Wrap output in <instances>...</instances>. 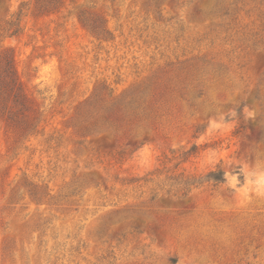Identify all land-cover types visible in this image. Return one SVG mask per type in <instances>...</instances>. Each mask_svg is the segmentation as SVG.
<instances>
[{"label":"rangeland","instance_id":"1","mask_svg":"<svg viewBox=\"0 0 264 264\" xmlns=\"http://www.w3.org/2000/svg\"><path fill=\"white\" fill-rule=\"evenodd\" d=\"M9 57L40 125L0 111V264H264V198L185 186L264 159V0H0Z\"/></svg>","mask_w":264,"mask_h":264},{"label":"clouds","instance_id":"2","mask_svg":"<svg viewBox=\"0 0 264 264\" xmlns=\"http://www.w3.org/2000/svg\"><path fill=\"white\" fill-rule=\"evenodd\" d=\"M238 83V82H237ZM240 96L239 88L237 90L235 100L233 101V107L227 111L219 110L214 116L209 117L210 131L223 129L233 130L237 126L239 115L237 108L239 103L236 98ZM243 116L248 120H254L257 117L255 108L244 107ZM138 138L142 139L147 132L146 129H138ZM149 134V133H148ZM149 151L148 147L143 148L138 155L144 156ZM226 167H222L221 165ZM217 165H220L224 170V183L221 185L225 189H228L235 193L237 196H249L255 195L258 198H264V159H256L254 165H250L247 160L241 161L239 159H229L224 153H218L216 151H210L201 162V169H209L203 175V180L207 173L216 171ZM243 177V183H241L240 177ZM211 182V181H207ZM214 205L223 206L222 200L214 201ZM163 249L164 247H158Z\"/></svg>","mask_w":264,"mask_h":264},{"label":"trees","instance_id":"3","mask_svg":"<svg viewBox=\"0 0 264 264\" xmlns=\"http://www.w3.org/2000/svg\"><path fill=\"white\" fill-rule=\"evenodd\" d=\"M43 6L50 9H59L64 6V0H41ZM80 20L85 26H88L89 29L94 33H99V27L96 25L88 24L83 19ZM12 102V106L10 103ZM20 107L18 111H15L14 108ZM0 111L3 113H10L13 117L22 115V132L23 135H28L34 133L40 125V120L38 119L37 112L34 115L28 114L30 111L29 98L25 93L21 83L19 82L17 73L15 71L12 58H8L5 61V67L3 72L0 74ZM13 120V118H10ZM196 147L189 153L195 152ZM240 180H243V177H240ZM211 181V182H207ZM224 171L220 168H217L216 171L207 173L205 180L203 177L199 179L188 180L185 183V186H200L204 183L213 184L215 186L221 185L224 183Z\"/></svg>","mask_w":264,"mask_h":264}]
</instances>
